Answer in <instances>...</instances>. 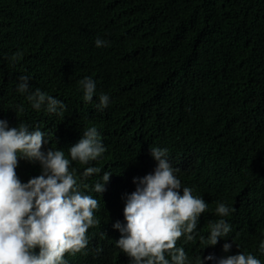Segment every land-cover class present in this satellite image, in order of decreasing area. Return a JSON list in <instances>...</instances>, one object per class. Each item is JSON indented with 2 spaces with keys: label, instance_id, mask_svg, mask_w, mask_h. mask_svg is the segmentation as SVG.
<instances>
[{
  "label": "trees",
  "instance_id": "trees-1",
  "mask_svg": "<svg viewBox=\"0 0 264 264\" xmlns=\"http://www.w3.org/2000/svg\"><path fill=\"white\" fill-rule=\"evenodd\" d=\"M98 37L108 46L97 48ZM21 75L62 100L65 117L32 109L15 88ZM84 77L97 84L91 103L79 90ZM100 93L111 97L103 111ZM0 119L40 128L50 134L44 148L66 155L88 127L101 133L107 151L87 165L101 172L82 190L100 199L92 185L113 175L89 246L66 253L68 264H129L112 225L123 222L133 177L155 168L152 147L168 149L182 186L208 204L197 238L177 246L192 260L241 251L264 262V0H0ZM87 166L72 164L78 176ZM17 174L27 182L40 167L20 160ZM218 201L235 208L225 218L233 230L203 249Z\"/></svg>",
  "mask_w": 264,
  "mask_h": 264
},
{
  "label": "clouds",
  "instance_id": "clouds-1",
  "mask_svg": "<svg viewBox=\"0 0 264 264\" xmlns=\"http://www.w3.org/2000/svg\"><path fill=\"white\" fill-rule=\"evenodd\" d=\"M108 44L99 37L95 40L97 48ZM30 81V76H19L16 91L32 109L63 119L67 105L39 88L33 89ZM78 83L84 101L91 103L97 96L96 81L84 77ZM110 103L111 97L100 93L96 107L103 111ZM16 111L23 113L24 105H17ZM49 135L26 123L10 127L6 119H0V264H68L65 254L83 253L90 244L89 229L100 223L96 212L113 173L103 171L92 185L100 199L82 190L88 187L86 179L101 172L87 166L107 151L100 131L95 125L88 127L67 149V155L63 149L44 148L51 141ZM150 155L155 168L143 177H133L135 190L122 196L123 222L112 225L120 233L115 245L130 258L129 264H264L257 256L241 251L219 258L209 254L190 259L177 241L197 238L208 204L194 195L192 188L182 186L177 176L180 170L171 163L167 148L152 147ZM20 160L38 164L40 174L23 182L17 174ZM73 162L87 166L79 176ZM234 212V207L217 202L215 213L220 218L209 222L206 237H199L203 249L227 239L233 229L225 218ZM231 248L232 243H224L222 250L227 254ZM259 252L264 254V241Z\"/></svg>",
  "mask_w": 264,
  "mask_h": 264
}]
</instances>
